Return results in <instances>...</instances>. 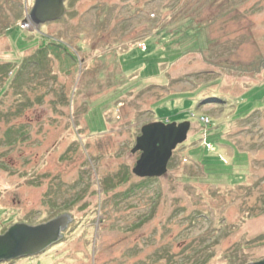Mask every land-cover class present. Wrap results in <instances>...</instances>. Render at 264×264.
Segmentation results:
<instances>
[{"label":"rangeland","instance_id":"374dc122","mask_svg":"<svg viewBox=\"0 0 264 264\" xmlns=\"http://www.w3.org/2000/svg\"><path fill=\"white\" fill-rule=\"evenodd\" d=\"M10 1L0 5V236L74 221L58 245L8 263L264 259V0H67L39 28ZM155 122L190 130L167 173L146 180L132 150ZM193 211L203 217L181 219Z\"/></svg>","mask_w":264,"mask_h":264},{"label":"water","instance_id":"95a60500","mask_svg":"<svg viewBox=\"0 0 264 264\" xmlns=\"http://www.w3.org/2000/svg\"><path fill=\"white\" fill-rule=\"evenodd\" d=\"M66 1L36 0L29 20L38 28L43 24L60 20L66 12ZM189 130L188 122L168 125L155 122L145 125L132 150L133 154L141 153L133 174L141 179L164 176L173 152L187 140ZM72 221L74 220L71 215L66 214L39 226L26 224L12 226L0 236V263L43 253L64 236L62 232ZM255 264H264V261Z\"/></svg>","mask_w":264,"mask_h":264},{"label":"flooded vegetation","instance_id":"af4514ba","mask_svg":"<svg viewBox=\"0 0 264 264\" xmlns=\"http://www.w3.org/2000/svg\"><path fill=\"white\" fill-rule=\"evenodd\" d=\"M2 2H6V0H0V5L2 4ZM29 2L31 3L30 5H29ZM35 2H36V0H23V1H21V0H11L10 1V4H9V6L10 7H12L11 8V10L12 11H14V10H17V9H19V10H22V9H26L27 11H30V13H31V11L33 10V8H34V6H35ZM26 5V7L24 8V6ZM23 7V8H22ZM30 15V14H29ZM29 17V16H28ZM192 216V219L195 217L196 219H199L202 215L201 214H199V213H196L195 211H193L192 213H189L188 215H183L182 217H181V219H183L184 217H187V218H189V217H191ZM203 217V216H202ZM230 217V216H229ZM204 218H207V217H204ZM209 218V217H208ZM228 220V219H227ZM228 222V221H227ZM71 225V224H70ZM70 225L68 226V227H70ZM195 225V222H192L191 221V223L190 224H188V226H187V228L189 229V228H191V226H194ZM67 230V229H66ZM66 230L63 232V234L66 232ZM184 229H182L181 231H183ZM60 242H57L56 244H54V245H58ZM15 261H17V260H15ZM15 261H7L6 263H8V262H15ZM262 261H264V259H261V260H259V261H254V262H252L251 264H255V263H259V262H262ZM4 263V262H3ZM5 263V264H6ZM9 264V263H8Z\"/></svg>","mask_w":264,"mask_h":264},{"label":"trees","instance_id":"16d2710c","mask_svg":"<svg viewBox=\"0 0 264 264\" xmlns=\"http://www.w3.org/2000/svg\"><path fill=\"white\" fill-rule=\"evenodd\" d=\"M42 46H44V45H42ZM41 47V46H40ZM56 47H58L59 48V46H56ZM65 50V52H66V49H64ZM46 51H47V47L46 48H40V50L36 53L37 54V56L38 55H41L42 56V54H45L46 55ZM68 52V51H67ZM146 180H150V179H146Z\"/></svg>","mask_w":264,"mask_h":264},{"label":"built area","instance_id":"2783aa9c","mask_svg":"<svg viewBox=\"0 0 264 264\" xmlns=\"http://www.w3.org/2000/svg\"><path fill=\"white\" fill-rule=\"evenodd\" d=\"M207 124H209V119H203ZM208 149L211 150V146H208Z\"/></svg>","mask_w":264,"mask_h":264}]
</instances>
